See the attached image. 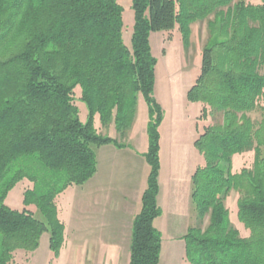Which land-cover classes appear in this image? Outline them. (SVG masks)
I'll list each match as a JSON object with an SVG mask.
<instances>
[{
    "label": "trees",
    "instance_id": "1",
    "mask_svg": "<svg viewBox=\"0 0 264 264\" xmlns=\"http://www.w3.org/2000/svg\"><path fill=\"white\" fill-rule=\"evenodd\" d=\"M130 47L123 41V8L117 0H0V264L17 251L33 253L49 234L52 262L64 245V224L56 198L82 186L96 173V149L116 138L97 133L114 126L127 138L141 97L147 107L149 166L131 234L128 264H159L161 234L154 221L160 172V133L164 113L155 99L150 36L176 26L185 48L190 27L208 19V44L201 71L186 97L203 105L201 117L220 114L194 143L204 164L192 175L196 218L182 237L186 264H264V108L254 123L247 116L264 95V0H132ZM213 16L212 18H210ZM77 99L86 107L80 120ZM207 109V110H206ZM254 152L251 170L233 173L232 158ZM22 159L26 166H17ZM23 179L33 183L15 210L4 201ZM239 194L237 218L249 236L231 225L225 200ZM33 205L40 221L26 209Z\"/></svg>",
    "mask_w": 264,
    "mask_h": 264
},
{
    "label": "rangeland",
    "instance_id": "2",
    "mask_svg": "<svg viewBox=\"0 0 264 264\" xmlns=\"http://www.w3.org/2000/svg\"><path fill=\"white\" fill-rule=\"evenodd\" d=\"M123 8V41L127 47H130V39L132 34L134 14L132 10V0H117ZM243 1L247 4L259 5L261 0H234V3ZM211 16L210 18H212ZM208 19L197 21L190 27V45L185 48L182 44L181 36L178 27L172 32H157L152 33L150 36V46L153 56L157 59L156 65V80H155V97L162 103L164 110V120L161 127V162L162 172L160 182L162 185V199L161 204L168 209L169 213L166 214L164 220H158L156 228L162 230V248L159 264H186L184 261V242L181 239L182 234L180 230H185V223L187 222V215H184V200L179 199L178 194L174 191L172 198L165 196L164 191H167L165 184L169 183L173 175L178 183L181 178H185L187 173L193 171L195 164L199 166L204 164L202 156L195 149L193 142L198 136V132L202 126L219 124L222 121L221 115L213 113L209 115V110L206 112L205 117L197 119L199 114L200 105L191 103L187 100L186 92L194 84L196 78L201 71V55L203 48L208 44L209 31L207 28ZM75 104L79 108L80 120L86 121V107L83 103L78 101L79 90H75ZM138 107L133 129L131 131V146L140 149L147 144L146 126H147V107L143 99L140 97L138 100ZM262 108H264V95L258 100L256 108L247 114V116L254 123H259L262 119ZM196 114V115H194ZM95 129L97 133L115 137L119 142L125 143L123 138L117 137L114 131V126L109 125L104 127L100 124L98 116L95 117ZM199 122V124H198ZM201 122V123H200ZM197 124V126H196ZM197 127V128H196ZM254 163V152L249 151L240 155H235L232 158V172L239 173L244 167L251 170ZM26 166L22 159L17 163L18 168ZM174 185L175 182H174ZM33 183L27 179L18 182L16 186L11 189L5 198L4 203L12 209L22 210L23 195L25 191L31 190ZM59 197V198H58ZM56 198L57 208H59L60 216L67 226H71L69 218L73 215L72 224L77 223V212H73L71 206L75 199H73L71 192L62 193ZM239 194L231 191L225 200V206L229 211V219L231 225L239 232L240 237L246 238L249 232L244 228L242 223L237 218V200ZM66 200L70 203V210H64ZM181 201V205H180ZM79 202V201H78ZM87 195H81L80 202L82 205H87ZM171 204H173L171 208ZM162 208V207H161ZM26 209L34 213V217L40 221L43 220L40 212L33 206ZM84 209H86L84 207ZM163 209V208H162ZM61 210V211H60ZM180 211V212H179ZM74 213V214H73ZM193 219V217H192ZM63 222V221H62ZM93 221L88 220L87 226L91 225ZM208 225V218L196 222L193 226L200 227L204 230ZM187 233V232H186ZM67 234L69 248L65 250L61 264H66L68 258H71L72 264H80L81 260H92L93 253L90 249H77V229L76 227H65L64 238ZM180 236V237H179ZM80 237V236H79ZM95 238V237H93ZM172 238H175L172 240ZM98 239H93L92 243H96ZM72 245V246H71ZM128 249H121L118 257V264H127ZM31 253L21 252L18 256L17 252L13 254V261L10 264H54L52 262V253L49 250V234L46 233L40 239L39 246L35 251L34 256L30 259ZM67 259V260H66ZM76 259V260H75ZM57 264V263H56Z\"/></svg>",
    "mask_w": 264,
    "mask_h": 264
},
{
    "label": "crops",
    "instance_id": "3",
    "mask_svg": "<svg viewBox=\"0 0 264 264\" xmlns=\"http://www.w3.org/2000/svg\"><path fill=\"white\" fill-rule=\"evenodd\" d=\"M155 80H156V75H155ZM156 100L159 102L161 107H163L160 100L158 99ZM196 104L200 105V109L199 111H197L199 112L197 116V119L199 120L201 111L203 109V105L200 103H196ZM147 121H148V115H147ZM162 123L159 128L160 143L162 140L161 138ZM204 126L200 128L198 132V136L202 132ZM131 131L128 134L127 138L125 139L123 148H118L110 144L96 149L97 166H96V173L94 174V176L84 185L72 186L69 187L65 192H63L64 194L66 192H71L73 199H75L71 208L73 212H77L78 214L76 215V218L78 219L77 223H73V224L71 223L73 219V215L71 214V218H69V223L71 226H67L66 224L64 225V228L76 227L77 242H78L76 248L84 249V250L90 249L93 253V257H91L92 260L90 261L81 260L80 264H118L119 263L118 257L120 250L128 249L130 251L133 221L140 210L141 196L147 187V178L149 173V166L144 158V154L146 153L148 148V142L144 148L140 147V149L131 146L130 143L128 142L129 139L131 140V136H132ZM198 136H196L193 145L196 139L198 138ZM112 138L115 139V137ZM160 162H161V145H160ZM198 167L199 165L196 163L193 168V171L188 172L186 177L185 178L183 177V179L181 178V182L178 181V183L176 182V180H174L175 178L173 177V175L170 174L171 177L169 179V183L165 184V186H167V191L166 190L164 191V199L166 195L172 198V195L175 191L178 194L179 199L180 197L181 200L183 198L184 204H186V206H184V215H187L188 218H187V222L184 225L186 229L180 230V232L182 233L180 234L181 239L186 234L188 229L190 227H193V225L196 222L195 206L191 198L192 188H193L191 178L193 173ZM161 169H162V165L160 164V172L158 177L159 193L157 196V204L161 209L162 214L159 218H157L154 221L155 228L157 227L156 226L157 221L161 219L164 220L166 218L165 212L166 214H168L169 213L168 209H170L169 207H167L168 208L167 209L165 206L161 204V200H163L162 185L160 182L161 172H162ZM174 182L176 185H174ZM84 194L87 195V201H88L87 205H82L81 203H79L81 199V195ZM180 205H181V201H180ZM64 206H65L64 210L66 209L70 210L69 207L70 203L68 202V200H66V205ZM172 206L173 204H171V208ZM84 207L86 209H84ZM57 209H58V218L61 222L63 221L62 223L64 224L68 220H64V218L60 216L61 212H59V208ZM90 219L91 221H93V223L87 226L88 220ZM159 232L162 237L163 231L160 230ZM93 239L94 240L98 239V240L96 243H92ZM174 239L175 238H172V240ZM69 246L70 245L68 244L67 234H65L64 245L60 251L59 257L55 260L54 264L56 263L61 264L62 260H64L63 256L65 255V250L67 249L71 250V247L69 248ZM161 248H162V240H161ZM20 253L21 251H17L18 256ZM34 254L35 252L31 253L30 259L34 256ZM128 263H129V255H128L127 264ZM66 264H72L71 258H68Z\"/></svg>",
    "mask_w": 264,
    "mask_h": 264
}]
</instances>
